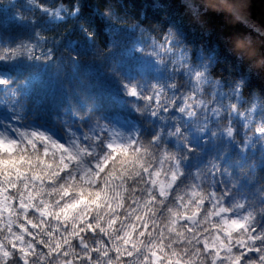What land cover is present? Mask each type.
<instances>
[{"label": "snow or ice", "instance_id": "6c2138e0", "mask_svg": "<svg viewBox=\"0 0 264 264\" xmlns=\"http://www.w3.org/2000/svg\"><path fill=\"white\" fill-rule=\"evenodd\" d=\"M11 7L33 27L5 39L0 19V264H264V90L251 88L264 59L251 66L252 37L226 26L217 49L183 23L158 35L133 25L131 43L106 38V79L46 104L32 76L16 77L20 61L53 59L40 19L117 26L86 3ZM80 31L95 51V33ZM221 59L240 70L219 72Z\"/></svg>", "mask_w": 264, "mask_h": 264}, {"label": "trees", "instance_id": "16d2710c", "mask_svg": "<svg viewBox=\"0 0 264 264\" xmlns=\"http://www.w3.org/2000/svg\"><path fill=\"white\" fill-rule=\"evenodd\" d=\"M63 2L68 5L86 3L93 16L98 11L107 12L110 14L111 22L117 27L115 31L108 27L101 30L94 19L90 24L87 18L69 17L55 23L45 22L44 18L40 19L43 34L48 37L40 44V47L45 50L52 49L53 59L46 63L43 60L20 61L19 63L23 64L27 71L17 72L16 77L24 79L32 76V92L37 99L46 104L61 102L66 88L70 91L87 92L98 82L106 79V38L118 45H122L124 41L131 43L140 35L138 29L134 33L129 32L131 26L137 24L145 32L158 35L166 30L170 22L183 23L190 31L192 40L197 41L201 46L217 49V37L222 35L227 26L232 31L233 40L246 35L252 37L253 52L256 57L251 64L252 67L259 69L260 61L264 59V55H261V40L252 31L254 28L264 31V28L237 9L229 0H63ZM22 3L23 0H0V6H4L0 8V19L5 22V39L19 40L32 37L33 26L9 19L16 11V8L11 5ZM189 4L192 5L191 8L188 7ZM200 5H205L215 12L222 11L224 15L219 19H213L202 11H196ZM237 12H240L242 16H239ZM25 15L29 13L25 12ZM80 26L95 33V51L90 41L87 44L77 42L83 38ZM71 47L80 53L78 65H75L72 60V57L78 53ZM232 52L237 53L239 49L233 47ZM251 58V54L245 57L246 60ZM225 68L228 72L236 73L240 70V65L233 64L230 59H221L218 71L225 72ZM251 88L256 92L264 90V74L257 75ZM106 104L111 110L119 112V106L114 100L109 98ZM124 114L121 113V115ZM127 114L135 116L134 113ZM233 159L236 162L239 157L234 156ZM243 171L246 172L247 168ZM260 175L264 173L257 169V176Z\"/></svg>", "mask_w": 264, "mask_h": 264}, {"label": "water", "instance_id": "95a60500", "mask_svg": "<svg viewBox=\"0 0 264 264\" xmlns=\"http://www.w3.org/2000/svg\"><path fill=\"white\" fill-rule=\"evenodd\" d=\"M237 9L264 28V0H229Z\"/></svg>", "mask_w": 264, "mask_h": 264}, {"label": "rangeland", "instance_id": "374dc122", "mask_svg": "<svg viewBox=\"0 0 264 264\" xmlns=\"http://www.w3.org/2000/svg\"><path fill=\"white\" fill-rule=\"evenodd\" d=\"M239 14V16H242V14L240 12H237Z\"/></svg>", "mask_w": 264, "mask_h": 264}]
</instances>
